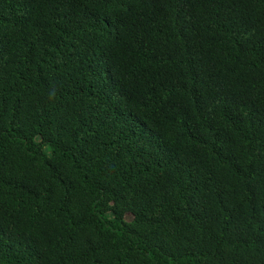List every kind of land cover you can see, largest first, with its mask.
Segmentation results:
<instances>
[{"label": "trees", "instance_id": "trees-1", "mask_svg": "<svg viewBox=\"0 0 264 264\" xmlns=\"http://www.w3.org/2000/svg\"><path fill=\"white\" fill-rule=\"evenodd\" d=\"M0 264H264V0H0Z\"/></svg>", "mask_w": 264, "mask_h": 264}, {"label": "rangeland", "instance_id": "rangeland-1", "mask_svg": "<svg viewBox=\"0 0 264 264\" xmlns=\"http://www.w3.org/2000/svg\"><path fill=\"white\" fill-rule=\"evenodd\" d=\"M127 220H128V221L132 220V217H131V216H128V217H127Z\"/></svg>", "mask_w": 264, "mask_h": 264}]
</instances>
